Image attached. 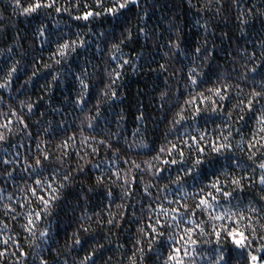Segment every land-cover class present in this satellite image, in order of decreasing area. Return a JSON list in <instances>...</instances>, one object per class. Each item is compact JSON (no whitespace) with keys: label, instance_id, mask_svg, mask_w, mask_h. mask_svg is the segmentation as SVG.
I'll use <instances>...</instances> for the list:
<instances>
[{"label":"trees","instance_id":"obj_1","mask_svg":"<svg viewBox=\"0 0 264 264\" xmlns=\"http://www.w3.org/2000/svg\"><path fill=\"white\" fill-rule=\"evenodd\" d=\"M97 2L20 0L17 6V0H0V85H8L0 88V264H88L85 256L93 252L96 264H164L167 249L164 255H158L160 242L149 225H155L161 206L168 211L169 220L171 209L183 212L184 205L193 208V194L198 191L193 185L209 184L220 165L223 171L217 175L221 184L227 183L226 191L235 190L243 198L242 208L258 222L252 224L258 236H264V228L258 226L264 224V211H260L264 207V188L259 186V177L264 175L259 168L264 163V0H239V7L237 0H147L149 5L155 4V8L147 9V16L142 4L140 9L130 5L116 17L103 14L89 22L74 19L84 11L104 13L112 6V0H104V9H100L95 7ZM36 3L54 7L24 12ZM42 25L60 38L59 44L87 42L86 49L79 48L78 54L68 58L73 71L86 59L90 61L86 65L90 76L85 83L91 80L92 89L82 112L71 106L80 89L78 84L73 87L70 77L65 78L69 62L56 63L60 59L58 44L37 35ZM139 27H146L147 39L137 35ZM129 29L131 40L126 39ZM101 33L115 36L106 40ZM178 36L185 55L168 47L169 41L175 43ZM121 40L125 42L116 52L113 45ZM196 46L208 51L194 60L191 50ZM254 51L255 59L249 60ZM113 55L131 61L116 82L115 102L103 96L104 86L110 83L109 73L121 62L110 59ZM161 64L166 71L160 69ZM13 67L20 71L9 78L7 73ZM254 67L261 74L255 79L251 72ZM190 68L196 69L192 78L198 79V86L187 80ZM97 73L103 77L102 82ZM58 74L59 82L53 84L52 77ZM161 92L167 95L163 101ZM254 93L261 95L254 97ZM250 102L253 108H249ZM97 104L103 114L100 128L107 125L103 135L87 128ZM121 110L123 119L118 128L116 114ZM141 112L149 118L137 121L135 117ZM177 120L180 123H174ZM53 129L56 134L49 135ZM117 132L126 153L119 151L115 143L108 150V133ZM205 135L206 140H199ZM68 137L74 140H68L64 148L62 142ZM191 137H197V141ZM84 138H89L88 144L82 143ZM100 140L105 141L104 146L97 144ZM212 142L231 147L215 154ZM172 144L177 150L169 157L167 149ZM94 147H99L98 153H93ZM161 147L165 153L154 159ZM197 147L205 148L199 158L216 163L195 170L193 179L185 172L198 158ZM181 149L186 161L183 169L179 163H163L167 159L179 161ZM44 155L51 161L40 168L35 161ZM95 164L100 168L96 169ZM78 168L84 171L78 172ZM157 169L161 170L159 174ZM68 174L71 179L65 182L63 177ZM177 176L181 177L182 190L172 183ZM98 177L102 184L97 183ZM240 177L245 178L243 192L240 186L230 183ZM61 184L66 187L60 189L61 200L51 209L55 215H47L39 197L49 199L52 189ZM208 191L206 188L201 196ZM250 207L257 213L249 211ZM159 218L164 220L162 215ZM198 218L206 220L207 214ZM244 224L240 225L242 229ZM247 234L252 235L251 229ZM172 235L183 232L173 225L165 239ZM195 238L200 240L201 249L211 247L204 244L206 236ZM76 239L82 244H75ZM262 242L257 238L253 248ZM229 264L243 261L233 256Z\"/></svg>","mask_w":264,"mask_h":264},{"label":"snow or ice","instance_id":"obj_2","mask_svg":"<svg viewBox=\"0 0 264 264\" xmlns=\"http://www.w3.org/2000/svg\"><path fill=\"white\" fill-rule=\"evenodd\" d=\"M143 4V10L144 15H148L147 9L149 7L155 8V4L149 5L147 3V0H112V6L109 8L104 9V0H98L95 7L104 9V13L100 11H91L87 10L84 11L82 16H76L74 19L81 20L83 19L86 22H89L90 20H95L97 17L102 16L103 14H111L113 17H116L120 15L125 9H128L129 6H135L136 8L140 9L141 5ZM17 6H20V0H17ZM191 6V4H190ZM237 6L239 7V0H237ZM47 7L52 8L54 7V4L51 5H42L40 3H36L33 6L27 7L24 9V12L27 14L35 13L40 8ZM85 8H87V5H85ZM56 12H61L60 8L55 9ZM249 13H251V10H249ZM239 19V17H238ZM244 23H247V21H243ZM199 24V21H197ZM205 32H207V24L204 26ZM37 35L39 37H44L46 42L52 43L56 42L58 44L57 53L60 57V59L56 60L57 64H61L62 61H68L69 67L64 73L65 78H71L70 83L73 85V87H76L77 84L79 86V92L76 93L78 96V99L71 102V106L73 108H79V110L82 112L84 110V106L88 104V95L91 92L92 89V81L89 80L88 83H85V80L89 78L90 73L88 72V69L86 65L90 64L89 60H85L84 65H76V71H73V68L71 66V62L68 60V58L72 55L78 54L79 48H87V42L81 41L79 45L76 44L75 41L71 43H64L59 44V37H55V34L52 32H49L46 26H40L37 30ZM123 35V33H121ZM137 35H142L147 39L148 32L146 27H139ZM101 36L104 37L106 40L109 38V36L114 37L115 33H101ZM127 40L132 39V33L130 29L128 30V35L126 37ZM125 40H121L118 44L113 45V48L116 52H120L121 48L120 45L123 44ZM168 47L174 48L177 51L181 52L182 55L187 54L185 50H182L180 47V38L178 36L177 41L173 43L171 40L169 41ZM70 49V51H69ZM262 49H264V44H262ZM208 49L204 46H196L194 50H191V55L193 59H198L204 52H207ZM261 55H264V51L261 52ZM42 59V58H41ZM112 60H121L119 67L117 69H113L112 72L109 73V79L110 83L106 84L104 86V92L103 96L107 99H112L115 102V99L117 98V91H115L116 82L121 78L123 75V72L121 71L125 65H130V60H123L120 57H117L113 55L110 57ZM255 59V51L253 52L252 56L249 57V60ZM33 60H36V57L33 56ZM19 62H17V65ZM262 65H264V62H262ZM135 68V65H132ZM46 67H50L46 65ZM161 70L166 71V66L161 64L160 66ZM20 71L19 67H13L8 73L7 76L11 78L16 72ZM253 74V79H255V76L261 75L260 72L256 67H254L251 70ZM114 73V75H113ZM196 74L195 68L189 69V74L187 76V80L190 84L198 86V79H193L192 76ZM33 76L36 75V72L34 71L32 73ZM59 75H55L52 77V83H58L59 82ZM97 76H100L99 73L96 74ZM103 77L100 76V81L102 82ZM264 79V77H262ZM7 84L0 85V88L7 87ZM264 87V85H262ZM217 94H219L220 90L217 89ZM260 93H254L255 96H260ZM167 98V95L165 92L160 93V99L163 101ZM222 99L224 97H221ZM254 105L250 102L249 108H253ZM97 111L94 116H90L88 118V124L87 128L91 129L93 132H95L98 135H103L107 131V125L104 129L100 128L99 121L102 117V112L99 109V104L96 105ZM29 110H32V105H29ZM54 111H60V109H54ZM199 111V109H197ZM119 118L116 120L117 127H120V120L123 119V110H121L120 113L116 114ZM149 117L145 112H141L140 115L136 116L135 119L137 121L146 120ZM95 121V123H94ZM174 123H180V121H174ZM147 131V129H145ZM47 131V130H46ZM56 134V130L53 129L51 132H49V135ZM3 137L0 136V140H2ZM193 142L197 141V137H191ZM227 137H224V140H227ZM68 140H74V137H68L67 140L62 142V146L64 148L68 147ZM199 140L203 141L206 140V135L199 137ZM89 138H84L82 143L88 144ZM115 143L116 147L119 151L127 152V149L119 144V132L117 133H108V150H111L113 147V144ZM99 146H104L105 141L100 140L97 142ZM90 146V145H89ZM128 147H131V145H128ZM140 147L148 148V145L141 144ZM231 145L227 143H220L217 144L215 142H212L211 151L215 154H220L222 150L230 148ZM37 149H39V145H37ZM150 151L152 149H149ZM174 150H177V145L172 144L169 149H167V154L169 157L173 156ZM93 153L99 152V147L92 148ZM166 149L164 147H161L158 151V155L154 157V159H158L159 155L164 154ZM189 152H191V146L189 147ZM197 157L193 160L191 166L188 167V171L185 172V175H192L193 179H195L194 172L197 169H201L204 167L205 164L213 165L216 163L214 160H208V159H201L199 158L204 152V147H197L196 148ZM65 155H70L68 153H65ZM79 155V153H78ZM113 155H118V153H113ZM179 156L180 160L177 159H167L164 160L163 163L165 165H176L180 164L181 169L185 167L186 161L184 159V151L181 149L179 150ZM249 159H252L250 156ZM51 158L48 155H44L41 158L37 159L35 161V164L37 166H40V168H43L45 164H50ZM8 162L5 161V164ZM134 166L136 168H139V165H136L133 162ZM96 169L100 168V164L93 165ZM55 167V166H53ZM259 168L264 172V163H261L259 165ZM55 171H59L58 168H55ZM83 168H78V172H83ZM223 171V165H220L217 167L216 171L212 173L213 176L216 178L211 181L209 184L204 185L202 182L199 183V185L194 184L193 187H198V191L193 194V200H194V207L189 208L187 205H184V211L181 212L179 209H171V212L173 215L170 217L169 220V213L167 210H165L162 206L159 208L158 212V218L156 219L155 225H149V228L151 229L152 233L156 234V238L160 242V248L161 251L158 253V255H164V249H167V257L164 261V264H229V260L231 257H235L237 260H242L243 264H264V242L260 243L258 247L253 248V244L256 242L257 238H259L261 241H264V236H258L257 228L253 227V223H258L257 221H252V218L248 216L242 208L243 204V198L240 196H237L235 190L233 191H226L225 188L227 187V183L221 184L219 176L217 175L218 172ZM35 172V170H34ZM157 174L161 172L160 169L156 170ZM225 180L228 181V176L225 173ZM205 178H207V175H205ZM65 182L70 181L71 174L65 175L63 177ZM244 177H240L239 179L233 178L231 179L230 183L234 186H240L241 192L244 191L243 188V180ZM37 184H40L41 181H36ZM97 183L102 184V178H97ZM172 183L179 184L181 186V190L183 188V185L181 184V177L177 176L176 180H173ZM259 186L264 188V175H261L259 177ZM48 187L51 189V185L49 184ZM66 187V184H61L59 188L52 189L53 195L49 199H45L44 196H40L39 199L43 203L45 208V214L54 216L55 212L51 211L52 208L57 205L60 200V189ZM167 187V186H166ZM209 189V191L206 193V195H202L201 193H204L205 189ZM147 191V188L145 189ZM213 191L216 194H213ZM36 190L33 189V194L35 195ZM111 195V193H109ZM200 196L199 200L196 201L195 197ZM85 198H87V194H85ZM235 201V203H233ZM171 204L172 201H169ZM252 204V201H249V205ZM199 210V211H197ZM253 214L257 213V209L250 207L248 209ZM260 211H264V207L260 209ZM190 213V215H189ZM207 214V219H199L198 217ZM40 214H38L39 216ZM162 215L164 217V220H161L159 216ZM252 221L251 223L244 224V222ZM225 221H229L230 223H225ZM31 223V221H29ZM109 223H112L110 220ZM241 224H244V228L242 229L240 227ZM173 225L177 229H180L183 232V235H172L168 236L167 239H165V234L168 231V229L172 228ZM181 225L183 227L181 228ZM211 226V231H207V229ZM260 228H264V224L258 225ZM251 229L252 235L249 236L248 230ZM87 231V229H85ZM42 235H45L42 233ZM207 237L206 240H204V244L211 245L206 251L200 248V240L195 237ZM214 237V241H213ZM49 239L51 237L49 236ZM75 244L79 245L82 244V241L80 239L75 240ZM197 257H199V260H197ZM85 261L88 262V264H96L95 259V252L91 256H85ZM41 264H46L45 261H42ZM67 264V262H65Z\"/></svg>","mask_w":264,"mask_h":264}]
</instances>
